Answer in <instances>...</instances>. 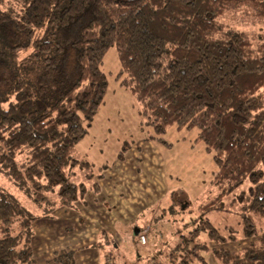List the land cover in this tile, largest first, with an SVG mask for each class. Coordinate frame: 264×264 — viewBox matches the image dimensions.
<instances>
[{"label": "trees", "instance_id": "trees-1", "mask_svg": "<svg viewBox=\"0 0 264 264\" xmlns=\"http://www.w3.org/2000/svg\"><path fill=\"white\" fill-rule=\"evenodd\" d=\"M15 1L19 8L0 0V163L15 186L48 213L52 191L71 206L99 189L93 178L101 174L70 177L89 167L73 149L103 100L100 66L114 45L116 78L139 102L149 137L165 143L169 125L197 127L213 153L214 191L199 204L194 228L177 229L170 264H204L207 250L222 264H264V231L255 222L264 218V0ZM241 5L261 22L253 32L224 21ZM227 197L239 205L240 235L256 237L239 251L222 245L238 230L221 231L205 217ZM36 218L0 190V264H32Z\"/></svg>", "mask_w": 264, "mask_h": 264}, {"label": "rangeland", "instance_id": "rangeland-1", "mask_svg": "<svg viewBox=\"0 0 264 264\" xmlns=\"http://www.w3.org/2000/svg\"><path fill=\"white\" fill-rule=\"evenodd\" d=\"M3 1L5 6L19 8L15 0ZM248 11L246 6L241 5L235 12L225 15L224 21L236 28L253 32L261 22L256 19L253 21ZM100 68L107 78L105 94L87 133L73 149L74 156L86 160L89 167L88 170L85 167H76L70 179L74 182L85 181L86 171L90 170L96 174L102 164H107L110 180L106 181L110 184L112 179L116 180L117 190H120L118 188L120 186L121 193L116 195L117 198L107 199L104 196L106 203L100 207H103L105 212L94 215L86 229L91 233L97 223L108 226L119 220L117 224L123 225V228L114 232L113 239L118 245V249L112 254L114 264H170L167 255L176 252L174 249L177 229L183 231L182 227L186 222L189 225L184 232L194 228L196 224H192L191 221L200 214L199 204L206 201L214 191L210 183L212 172L216 168L213 153L207 150L204 142L198 138L197 127L188 129L169 125L162 134L165 143L149 137L151 130L142 122L139 102L130 88L120 84L116 78L120 62L114 45L105 52ZM122 148L124 157L120 159L118 154ZM248 184L246 180L238 190L246 188ZM149 185L155 187L153 193L147 190ZM2 189L14 194L35 215L53 216L50 221L59 232L54 231L51 239L57 238L62 242L60 239L63 234L66 236L63 244L76 240L75 238L69 240V236H73L77 231L78 224L76 221L73 223L68 214H77L57 200L55 191L49 193L56 202L48 213L45 207L35 205L15 186L0 163V190ZM101 198L103 197L99 199ZM238 206L237 203L231 204L227 197L223 201V209L212 210L205 217L221 231L226 226H232L239 233ZM134 217L136 220L129 221ZM160 220L168 224L163 229L159 228L161 232L157 231L156 226ZM255 222L264 231V218L256 217ZM67 223L72 227L64 232L63 227ZM138 227L137 234H133ZM139 233L146 234L145 243L140 242ZM38 234L37 231L36 241L39 238ZM172 234L174 236H171ZM94 238L91 236L84 240L90 243ZM200 238L207 240L204 231L200 232ZM253 239L256 237L244 238L239 233L236 240L227 241L222 245L232 251H239ZM40 243L42 245L41 240ZM208 243L210 246L215 245L211 241ZM38 250L36 245V256ZM139 252L142 255L145 252L149 254L140 257ZM203 254L210 264H213L211 261H215V258L212 251L207 250ZM102 256L106 264L105 256L103 254Z\"/></svg>", "mask_w": 264, "mask_h": 264}, {"label": "crops", "instance_id": "crops-1", "mask_svg": "<svg viewBox=\"0 0 264 264\" xmlns=\"http://www.w3.org/2000/svg\"><path fill=\"white\" fill-rule=\"evenodd\" d=\"M123 157L120 159H123ZM107 167H108L107 164H102L99 168L100 169L99 172L96 173V174H101L100 177L93 178V180L95 179L97 181L99 185V189L97 191L88 189L90 191L87 190L81 198L77 199L71 206L67 207L75 211V214H77V215H71V213L69 214L67 213L69 219H72L73 223L76 221V223L78 224L77 231L73 235L74 237L69 236V240L75 238L76 239L75 241L72 240L71 242H69V244H63L65 243L64 240H66V236H64L63 234L60 239L62 242H59L57 238L51 239L54 231L59 232V229L57 227L55 228V224L50 221L53 217L52 215L38 216V218L34 220V222L36 221L40 223L33 222L32 224L33 226L32 227L33 237L31 244L32 258H33L32 264H104L102 254L105 256L104 259L106 264L112 263L111 255L116 249H118V245L115 243V240L113 239L115 234L114 232H116L118 229L121 230L123 228L122 227L123 225L117 224L119 220H115L113 224L111 223V225L108 226L106 224L97 223L96 228L94 230L92 229L91 233H88V230L86 229V227H88L91 224L90 221L93 220L94 215H98L100 212H105V209L103 207H100L106 203L104 196L107 199H111L110 197L117 198V196L120 195L121 193L120 186H118L120 190H117L116 180L113 181L112 179L110 184L107 183L106 180H110L109 170L107 169ZM137 169L139 172V168ZM147 190L153 193L155 187L149 185ZM110 193L112 195H110ZM100 197L103 198L99 199ZM112 205L114 206L113 202ZM131 220H136V217H134L133 219H129V221ZM162 222L163 221L160 220L159 225L156 224V226L158 227L157 231L159 232H161L159 228L163 229L168 225L167 222H163V223ZM70 227H72L71 224L69 223L65 224V226L63 227L64 232ZM138 230L139 227L136 228V231L134 233L135 235L137 234ZM37 231L39 232L38 234L39 238L36 241L35 238L37 236ZM91 236L95 237L93 242L86 243V240L84 239H87L88 237ZM152 236L153 235H151V237ZM171 236L174 235L172 234ZM40 240L42 241V245L40 243ZM60 243L61 245H59ZM36 245H37V249H39L38 256L35 255ZM67 252H71V254L63 257L62 260L56 258V256H58L59 254L67 253ZM144 254H149V253L145 252ZM139 255L140 257H143L141 253ZM214 258L215 261H211V263L222 264L216 259L215 256ZM191 264H201V263H199L198 261H194ZM204 264H210V262L206 259V257Z\"/></svg>", "mask_w": 264, "mask_h": 264}, {"label": "built area", "instance_id": "built-area-1", "mask_svg": "<svg viewBox=\"0 0 264 264\" xmlns=\"http://www.w3.org/2000/svg\"><path fill=\"white\" fill-rule=\"evenodd\" d=\"M138 237H139V240L141 243H145L147 240L146 234H144V233H139Z\"/></svg>", "mask_w": 264, "mask_h": 264}]
</instances>
